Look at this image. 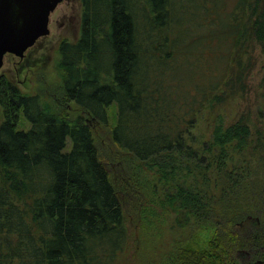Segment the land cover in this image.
Returning <instances> with one entry per match:
<instances>
[{"label": "trees", "instance_id": "16d2710c", "mask_svg": "<svg viewBox=\"0 0 264 264\" xmlns=\"http://www.w3.org/2000/svg\"><path fill=\"white\" fill-rule=\"evenodd\" d=\"M80 1V36L59 44L56 87L24 91L0 76V264L119 263L129 237L122 193H134L140 166L101 152L97 124L149 164L197 230L213 229L204 248L176 243L170 264H264L260 148L250 149L246 115L225 121L215 110L246 92L264 53V0ZM222 11L231 29L223 69L209 64L182 85L174 66L188 55L194 68L200 56L178 48L179 37L215 41L183 23L209 27ZM210 106L205 140L193 129Z\"/></svg>", "mask_w": 264, "mask_h": 264}, {"label": "rangeland", "instance_id": "374dc122", "mask_svg": "<svg viewBox=\"0 0 264 264\" xmlns=\"http://www.w3.org/2000/svg\"><path fill=\"white\" fill-rule=\"evenodd\" d=\"M197 14L201 13L197 12ZM222 14L221 22L209 27L197 25L200 23L189 21V18L183 23L182 28H188L199 35H213L215 41L206 44L197 38L193 39L189 33L187 36L179 37L178 48L182 51L191 50L200 56L199 60L194 63V68L189 65L192 58L188 55H183L179 64L174 66V69L182 75V85L186 83L184 78L189 73L197 74L193 77L194 80H202V75L206 73L205 69L209 64H212L213 73L223 69L226 61L224 54L229 45L228 37L231 29L225 11H222ZM184 16L189 17V13L184 12ZM49 28L50 33L41 36L32 47L28 48L23 58L14 53H7L0 69V76L6 75L24 91L43 90L45 85L50 84L56 87L61 80L57 68L60 56L59 44L64 38L72 40L79 38L81 1L63 0L60 2L50 15ZM247 58L248 56L245 55L244 61ZM253 61L255 65L251 68L245 82L248 86L246 92L238 94L231 100L228 99L227 103L224 102L225 105L219 106L223 100L221 98L218 100V107H214L225 121L240 118L242 114L246 115L252 134L250 149L260 148L256 156L261 160L260 165L264 169V53L260 48L256 50ZM49 95L46 91L43 101L51 102L54 106L53 97ZM210 110L211 106L199 114L198 122L193 129L196 135L204 136L205 140L210 138L212 126L216 123L213 115L216 113L212 114ZM110 111L111 125H113L116 120V109L112 107ZM2 119L3 112L0 106V122ZM95 132L101 152L106 153L110 158H117L115 162L118 163L119 160L121 165L127 160V162L130 161L140 166L139 170L137 168L134 170V173H137L134 193L130 191L122 193L129 237L126 250L118 264H170L169 255L173 246L178 242L191 247H206L213 234V229L197 230L193 226V214L188 213L187 209L180 206L177 200L167 198L166 195L170 191L157 182V177L153 171L149 170L147 162L136 160L131 154L115 148L110 142L109 132H105L102 125L97 124ZM262 136V144L259 145L258 139L260 140ZM261 173V176H264V171Z\"/></svg>", "mask_w": 264, "mask_h": 264}, {"label": "water", "instance_id": "95a60500", "mask_svg": "<svg viewBox=\"0 0 264 264\" xmlns=\"http://www.w3.org/2000/svg\"><path fill=\"white\" fill-rule=\"evenodd\" d=\"M63 0H0V69L5 55L23 58L28 48L50 33V15Z\"/></svg>", "mask_w": 264, "mask_h": 264}, {"label": "flooded vegetation", "instance_id": "af4514ba", "mask_svg": "<svg viewBox=\"0 0 264 264\" xmlns=\"http://www.w3.org/2000/svg\"><path fill=\"white\" fill-rule=\"evenodd\" d=\"M62 2V1H61ZM59 5V4H58ZM57 8V7H56Z\"/></svg>", "mask_w": 264, "mask_h": 264}]
</instances>
